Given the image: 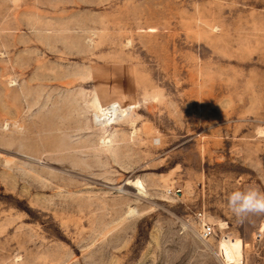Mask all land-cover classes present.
I'll list each match as a JSON object with an SVG mask.
<instances>
[{
	"label": "rangeland",
	"instance_id": "374dc122",
	"mask_svg": "<svg viewBox=\"0 0 264 264\" xmlns=\"http://www.w3.org/2000/svg\"><path fill=\"white\" fill-rule=\"evenodd\" d=\"M247 187L264 0H0V264H261Z\"/></svg>",
	"mask_w": 264,
	"mask_h": 264
},
{
	"label": "clouds",
	"instance_id": "9594fccd",
	"mask_svg": "<svg viewBox=\"0 0 264 264\" xmlns=\"http://www.w3.org/2000/svg\"><path fill=\"white\" fill-rule=\"evenodd\" d=\"M227 206L242 223L252 215H264V193L254 187L233 190L228 194Z\"/></svg>",
	"mask_w": 264,
	"mask_h": 264
},
{
	"label": "bare ground",
	"instance_id": "6f19581e",
	"mask_svg": "<svg viewBox=\"0 0 264 264\" xmlns=\"http://www.w3.org/2000/svg\"><path fill=\"white\" fill-rule=\"evenodd\" d=\"M126 185L132 186L136 191V194L141 195L144 193V188L139 180H135L130 183H126ZM220 229H223L224 223H218ZM221 241L226 246L228 251L231 253L235 264H240L242 262V253H243V242L240 238L230 239L228 236H222Z\"/></svg>",
	"mask_w": 264,
	"mask_h": 264
},
{
	"label": "built area",
	"instance_id": "2783aa9c",
	"mask_svg": "<svg viewBox=\"0 0 264 264\" xmlns=\"http://www.w3.org/2000/svg\"><path fill=\"white\" fill-rule=\"evenodd\" d=\"M194 216L199 220L200 226V236L203 239L209 238L214 234L213 226L206 222L204 214L200 212L194 213Z\"/></svg>",
	"mask_w": 264,
	"mask_h": 264
},
{
	"label": "crops",
	"instance_id": "0c3cea01",
	"mask_svg": "<svg viewBox=\"0 0 264 264\" xmlns=\"http://www.w3.org/2000/svg\"><path fill=\"white\" fill-rule=\"evenodd\" d=\"M261 264H264V252H263V256H262V260H261Z\"/></svg>",
	"mask_w": 264,
	"mask_h": 264
}]
</instances>
